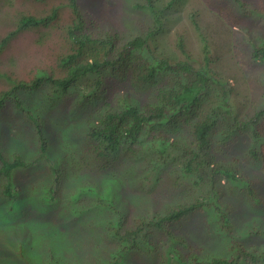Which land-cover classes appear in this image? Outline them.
Returning <instances> with one entry per match:
<instances>
[{"label":"trees","instance_id":"obj_1","mask_svg":"<svg viewBox=\"0 0 264 264\" xmlns=\"http://www.w3.org/2000/svg\"><path fill=\"white\" fill-rule=\"evenodd\" d=\"M5 1L7 10L0 7V49L21 29L40 25L46 27L42 44L55 35L58 40L35 78L13 81L0 71L12 84L0 93V110L10 98L17 99V90H39L27 113L33 115L32 110L48 103L52 106L46 108H62L70 99L82 109L72 112L91 111L83 117V132L72 130L75 139L65 138L68 148L62 152L74 150L86 160L80 167L103 170L108 177L103 181L112 185L104 194L118 187L129 199L124 210L117 208L112 224V204L104 203V194L94 185H80L77 206L84 213L90 209L85 194L92 192L104 216L99 251L94 233L78 256L60 264H264V226L237 232L227 212L228 196L235 191L253 206L262 200L247 170L258 162L264 172V101L254 110L249 103L254 81L264 85V67L253 82L242 73L248 92L238 98L227 70L217 69L218 59L206 42L202 61L190 56L181 39L177 47L185 58L157 51L152 37L172 0L163 6L154 0H104V6L89 0L98 4L99 12L82 0ZM205 1L229 26L259 21L253 32L240 30L250 46L249 59L264 64V0ZM232 57L231 64L244 72L240 59L236 63L234 53ZM34 128L33 144L46 157L51 134ZM3 135L0 128V191L13 199L12 187L17 185L18 194L23 187L11 179L27 163L25 144L9 153Z\"/></svg>","mask_w":264,"mask_h":264},{"label":"rangeland","instance_id":"obj_2","mask_svg":"<svg viewBox=\"0 0 264 264\" xmlns=\"http://www.w3.org/2000/svg\"><path fill=\"white\" fill-rule=\"evenodd\" d=\"M22 1L15 2L21 4ZM82 1L85 4L93 3L90 6L99 8L96 2ZM100 1L104 6V0ZM154 1L157 5L163 6L171 0ZM255 1L257 3L258 0ZM5 3V0H0V7L7 10ZM161 18V29L152 37L155 49L172 58L177 56L185 58L177 47V42L181 39L190 56L202 61L203 43L206 42L213 59H218L215 64L217 69L221 72L227 70V81L236 91L238 98L248 92L242 73H245L248 81L253 82L263 72L262 62H252L249 59L250 46L243 31L240 30L243 28L244 31L253 32L255 26L253 23H259L258 20L243 21L240 23L241 27L229 26L221 18H217L205 0H172L170 6L161 13ZM23 30L21 29L5 47L0 49V71L13 81H29L35 78L51 55V45L58 40L55 35L42 44L46 32V27L43 25ZM261 31L264 33L263 29ZM232 50L235 62L238 63L240 59L244 65V72L231 64ZM197 61L194 64L197 65ZM254 83L252 97L249 100L251 110L257 109L264 101V85L255 81ZM11 87L12 84L6 78L0 77V93ZM38 92L39 90L31 93L17 90L19 102L16 98H10L0 110V128L4 133L2 140L8 146L7 151L9 153L17 151L14 149L15 145L20 146L24 143L23 157L27 162L26 165L15 170L14 178L11 179L12 182L23 186L19 194L15 190L17 185L10 190L16 196L14 200L6 199L0 191V264H60L61 260L78 256L83 250L82 243L87 245L88 239L94 238V233L96 234L94 244L97 247L95 250L99 251L97 243L100 242L99 237L103 232L104 216L99 213L100 207L96 208L98 202L94 193L85 194L91 208L84 213V210L76 204L79 194L75 191L80 185L87 183L97 187L100 194H104L103 189L105 187L110 189L112 185L110 181H103L108 177L96 166L95 168L80 167L79 165L86 160L78 158L74 150L62 152L65 147L68 148L64 143L71 137L75 139V134L70 135L72 130L78 134L83 132V117L85 115L87 117L91 111H85L87 109L84 108V111L78 114L72 112V108L81 109V107L73 104V99H70L62 108L60 106L53 109L46 108L48 105L52 106L48 103L43 108L32 110L33 116L27 113L26 108L39 99ZM36 114L43 117L37 118ZM34 124L39 126V129L43 127L42 130H48L51 134V147L46 157L40 156L39 150L33 144ZM72 153L75 156H72ZM33 158H36V162L30 163ZM245 168L247 169L248 165ZM115 169L123 170L120 166H116ZM88 170H91V174L86 172ZM247 178L252 182L256 196L262 200L253 206V201L248 200L240 191L229 194L230 206L227 212L231 226L237 232L245 229L253 230V228L263 230L259 224L264 226V172L258 162L247 170ZM0 181L4 183V179ZM109 189H106L108 193L103 195V201L112 204V224H116L117 210H124L123 202H129V199L125 197V193L120 194L118 187H113L112 191ZM106 207L109 211V207ZM77 226L82 228L78 229ZM179 228H182V225ZM222 239L220 238L219 241ZM106 252L107 249L104 254Z\"/></svg>","mask_w":264,"mask_h":264}]
</instances>
